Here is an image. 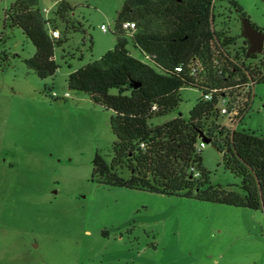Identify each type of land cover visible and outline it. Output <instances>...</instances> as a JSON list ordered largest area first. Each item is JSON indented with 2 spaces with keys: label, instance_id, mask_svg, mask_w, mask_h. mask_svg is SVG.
Listing matches in <instances>:
<instances>
[{
  "label": "rangeland",
  "instance_id": "1",
  "mask_svg": "<svg viewBox=\"0 0 264 264\" xmlns=\"http://www.w3.org/2000/svg\"><path fill=\"white\" fill-rule=\"evenodd\" d=\"M15 1L0 0V264H264L262 211L92 180L95 154L111 158L113 112L86 93L68 90L66 80L113 49L124 0H64L84 34H70L54 51L59 69L45 80L24 64L35 53L32 44L20 29L4 24ZM234 1L264 34V1ZM55 7L54 0H39L46 18ZM237 13L228 0L214 3L215 28L234 37L235 47L243 40ZM250 62L264 72V44ZM179 96L178 110L153 124L178 114L188 119L202 94L182 88ZM237 129L264 138V82L255 84L251 108ZM201 157L211 185H239L210 144Z\"/></svg>",
  "mask_w": 264,
  "mask_h": 264
},
{
  "label": "trees",
  "instance_id": "2",
  "mask_svg": "<svg viewBox=\"0 0 264 264\" xmlns=\"http://www.w3.org/2000/svg\"><path fill=\"white\" fill-rule=\"evenodd\" d=\"M216 1L221 0H124L114 22L113 49L68 75V90L86 93L94 104L113 112L111 158L95 154L92 180L264 213V138L227 128L217 109L224 91L233 96L249 82H264V72L251 66L257 55L246 57L244 40L235 47L234 37L216 30ZM228 1L241 13L234 0ZM54 2L50 18L40 10L39 0H16L4 14V24L20 29L34 47L24 64L41 80L53 78L59 69L54 51L69 42L70 34H84L82 24L72 18V6ZM126 22L135 28L123 30ZM51 31H58L59 37L53 38ZM130 48L147 62L135 58ZM193 59L207 65L205 75H189ZM182 88L202 94L188 119L178 114L153 124L178 110ZM212 89L218 94L205 101L203 95ZM202 138L221 155L239 185L210 184L198 150Z\"/></svg>",
  "mask_w": 264,
  "mask_h": 264
},
{
  "label": "built area",
  "instance_id": "3",
  "mask_svg": "<svg viewBox=\"0 0 264 264\" xmlns=\"http://www.w3.org/2000/svg\"><path fill=\"white\" fill-rule=\"evenodd\" d=\"M134 28V23L126 22L122 25V29L126 31L133 30ZM100 30L103 32H107V27L101 25ZM50 35L53 38L59 37L58 31H51ZM145 59L147 61V58ZM213 65L217 67V73L218 75H220L222 73L220 62L217 60L213 61ZM187 69L191 77H197L199 75L206 74L207 65L199 59H193L187 66ZM176 70L177 72H181V68H177ZM253 89L254 84L252 82H249L233 96H229L226 91H224V94L222 96H219L217 109L219 116L223 119V124L227 128L231 130L236 129L243 120L245 114L250 110L253 98ZM216 94H218V90L212 89L203 95V99L205 101H211L213 99V96ZM204 147L205 143L201 142L198 150L200 151Z\"/></svg>",
  "mask_w": 264,
  "mask_h": 264
},
{
  "label": "water",
  "instance_id": "4",
  "mask_svg": "<svg viewBox=\"0 0 264 264\" xmlns=\"http://www.w3.org/2000/svg\"><path fill=\"white\" fill-rule=\"evenodd\" d=\"M237 18L240 24V38L246 43V57L261 54L264 44V34L252 26L243 14L237 13ZM134 87L136 88L137 86ZM202 141L205 144H209L204 138H202Z\"/></svg>",
  "mask_w": 264,
  "mask_h": 264
}]
</instances>
